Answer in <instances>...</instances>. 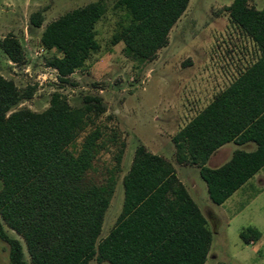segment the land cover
<instances>
[{
    "label": "trees",
    "instance_id": "trees-1",
    "mask_svg": "<svg viewBox=\"0 0 264 264\" xmlns=\"http://www.w3.org/2000/svg\"><path fill=\"white\" fill-rule=\"evenodd\" d=\"M191 0H116L128 22L113 36L128 58L154 61L170 43V33ZM225 11L230 23L252 44V59L172 138L176 161L199 168L211 201L223 205L264 169V7L234 0ZM107 13L105 0L61 15L42 32L41 47L55 51L47 60L59 81L70 83L99 50L96 25ZM44 10L31 15L44 26ZM0 48L15 65L26 64L19 39L9 34ZM36 88L20 89L0 74V241L10 264H206L213 242L209 222L166 158L137 147L123 177L124 201L109 234L101 239L114 197L125 145L103 184L88 174L105 150V133L95 125L105 112L101 97L73 107L55 92L43 112L17 107ZM91 125V130L87 129ZM253 142V152L236 151L220 168L207 167L222 146ZM5 227L20 239L8 234ZM261 233L240 234L248 244ZM25 248L29 261L25 258Z\"/></svg>",
    "mask_w": 264,
    "mask_h": 264
},
{
    "label": "rangeland",
    "instance_id": "rangeland-1",
    "mask_svg": "<svg viewBox=\"0 0 264 264\" xmlns=\"http://www.w3.org/2000/svg\"><path fill=\"white\" fill-rule=\"evenodd\" d=\"M97 1L0 0V41L12 34L26 54V64L15 65L0 48V74L14 80L20 89L36 88L34 97L17 109L43 112L55 92L63 94L73 107H81L86 97L103 99L106 112L94 122L105 133V150L88 178L103 184L116 167L121 145H125V153L101 239L116 224L124 201L123 177L130 169L137 147L144 145L174 165L178 177L207 218L213 242L206 264H264V171L219 206L211 201L198 168L176 161L172 141L212 96L230 83L238 69L252 59V44L234 28L225 11L234 0H191L170 33L169 45L154 61L148 62L128 58L122 43L112 44L113 36L128 19L124 11L115 8L116 0H105L107 13L96 25L99 50L71 77L70 83H63L47 65V60L57 53L41 47L42 32L47 24L66 12ZM250 5L262 9L264 0H250ZM39 10H44V26L35 28L30 18ZM91 128L90 125L87 132ZM233 146L226 145L212 162L230 158ZM208 166L211 167L210 162ZM248 228L261 233L258 241L245 244L241 240L240 234ZM5 229L10 236L20 239L15 232ZM25 258L29 261L26 248ZM0 264H10L8 247L1 241Z\"/></svg>",
    "mask_w": 264,
    "mask_h": 264
},
{
    "label": "crops",
    "instance_id": "crops-1",
    "mask_svg": "<svg viewBox=\"0 0 264 264\" xmlns=\"http://www.w3.org/2000/svg\"><path fill=\"white\" fill-rule=\"evenodd\" d=\"M237 75V74H236ZM236 77V76H235ZM235 77H233V79L230 81V83L225 87V88H227L233 81H234V78ZM224 88V89H225ZM224 89H222V90H224ZM221 90V91H222ZM221 91H219V92H221ZM218 92V93H219ZM218 93H216L214 96H212V98L204 105V107L203 108H201V110L202 109H204L212 100H213V98L218 94ZM200 110V111H201ZM197 114H198V112H197ZM196 114V115H197ZM195 115V116H196ZM228 144H233L234 146V150H233V153H232V155L230 156V158H228V159H221V161H213L212 162V158L218 153V152H220V151H222L224 148H227L226 147V145H228ZM228 144H226V145H224V146H222L221 148H219L212 156H211V158L209 159V161L207 162V167H209L208 166V163L210 162V165H211V167H209V168H212V169H217V168H220V167H222L223 165H225L228 161H230V159L233 157V155H234V153L236 152V151H245V152H253V151H255L256 150V148H257V145L255 144V143H253V142H249V143H246V144H244V145H237V144H235L234 142H231V143H228ZM198 168V167H197ZM198 170H199V168H198ZM262 171H264V169L263 170H261L259 173H257L245 186H247L250 182H252L253 180H255V178H256V176L258 175V174H260ZM199 174H200V172H199ZM207 185V184H206ZM245 186H243V187H245ZM242 187V188H243ZM241 188V189H242ZM208 190V189H207ZM189 191V190H188ZM191 195V194H190ZM192 196V195H191ZM193 198V197H192ZM194 199V198H193ZM196 202V201H195ZM197 203V202H196ZM200 207V206H199Z\"/></svg>",
    "mask_w": 264,
    "mask_h": 264
}]
</instances>
